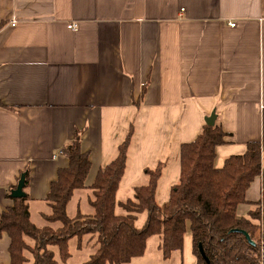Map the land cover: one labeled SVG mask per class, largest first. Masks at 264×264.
I'll use <instances>...</instances> for the list:
<instances>
[{
	"label": "crops",
	"instance_id": "crops-1",
	"mask_svg": "<svg viewBox=\"0 0 264 264\" xmlns=\"http://www.w3.org/2000/svg\"><path fill=\"white\" fill-rule=\"evenodd\" d=\"M211 120L227 133L218 168L261 142V175L238 207L251 218L264 192V0H0V213L14 205L13 186L30 168L31 218L43 219L51 182L69 164L60 151L76 130L84 129L81 148L90 155L89 187L132 124L117 200L133 197L148 183L147 169L162 163L164 205L179 181L181 146ZM92 195L76 190L69 215L92 213ZM160 243L145 264H197L191 231L169 259ZM9 247L5 233L0 264H10Z\"/></svg>",
	"mask_w": 264,
	"mask_h": 264
},
{
	"label": "trees",
	"instance_id": "trees-1",
	"mask_svg": "<svg viewBox=\"0 0 264 264\" xmlns=\"http://www.w3.org/2000/svg\"><path fill=\"white\" fill-rule=\"evenodd\" d=\"M83 132L84 129H77L75 137L60 151L69 164L58 170L45 197L51 210L43 214L48 224L39 226L31 218L27 193L30 168L24 171L26 196L13 198L14 205L0 213V236L6 233L10 238V264H66L71 257L72 239H76L79 247L86 243L96 248L83 264H126L145 253L153 235L161 238L160 249L164 258L169 259L173 252L183 251L187 231L192 232L197 264H206L199 244L203 245L211 264L262 263L264 192L251 218L238 214L239 205L247 201L249 186L262 172L260 141H249L244 154L230 156L218 168L216 149L226 142L227 133L222 126L208 121L194 141L181 146L179 181L173 185L168 202L160 205L157 189L163 175L162 163L147 169L149 181L136 186L133 197L124 202L117 200L134 124L117 147L115 157L99 169L89 187L86 179L91 160L89 152L81 148ZM86 188L93 191L89 199L93 212L78 211L71 217L68 204L74 192ZM117 206L125 214L117 213ZM143 212L146 221L138 227L136 221ZM260 220L261 224L254 222ZM241 230L248 232L254 243Z\"/></svg>",
	"mask_w": 264,
	"mask_h": 264
},
{
	"label": "rangeland",
	"instance_id": "rangeland-1",
	"mask_svg": "<svg viewBox=\"0 0 264 264\" xmlns=\"http://www.w3.org/2000/svg\"><path fill=\"white\" fill-rule=\"evenodd\" d=\"M49 210V208H48ZM33 212H35L34 209H32ZM70 211L72 212V210L70 209ZM122 211L119 207L117 208V212ZM146 219V213L142 214L141 219L138 220L137 222V226H142L145 222ZM33 220L37 225H43L45 222L42 219V217L39 215L34 214L33 215ZM144 221V222H143ZM256 224H261V220L260 221H254ZM143 223V224H142ZM262 234V232H261ZM160 238L157 236L152 237L151 239L148 240L147 242V248H146V255L145 256H140V257H135L134 259H132V262L129 264H145L146 262H150V263H154V261L157 259L156 255H148L150 254L152 249L155 252V246L157 241H159ZM70 252H71V257L67 260L66 264H82L91 253H93L95 251L96 248H93L91 245L88 244H83L82 247H79L77 245V241L76 239H72L70 240ZM148 256H152V258H148ZM262 257H261V261H262Z\"/></svg>",
	"mask_w": 264,
	"mask_h": 264
},
{
	"label": "water",
	"instance_id": "water-1",
	"mask_svg": "<svg viewBox=\"0 0 264 264\" xmlns=\"http://www.w3.org/2000/svg\"><path fill=\"white\" fill-rule=\"evenodd\" d=\"M25 184H26V172H23L20 176V179L18 181L16 188L12 189V191H11V194H10L11 197H13V198L25 197L26 196V192L24 190ZM235 230L238 231L239 229H235ZM241 231L245 234V236L248 238V240L250 242L254 243V241L251 239L248 232H246L244 230H241ZM199 251H200V254L202 255L203 259L205 260L206 264H211L210 259L206 255L202 244H199Z\"/></svg>",
	"mask_w": 264,
	"mask_h": 264
},
{
	"label": "built area",
	"instance_id": "built-area-1",
	"mask_svg": "<svg viewBox=\"0 0 264 264\" xmlns=\"http://www.w3.org/2000/svg\"><path fill=\"white\" fill-rule=\"evenodd\" d=\"M12 24L14 25L15 24V21L13 20L12 21ZM231 26H235L236 24L235 23H231L230 24ZM68 27L69 28H73V29H75L76 27H77V24L76 23H73V24H70V25H68ZM264 252V251H263ZM263 259H262V263L261 264H264V256L262 257Z\"/></svg>",
	"mask_w": 264,
	"mask_h": 264
}]
</instances>
